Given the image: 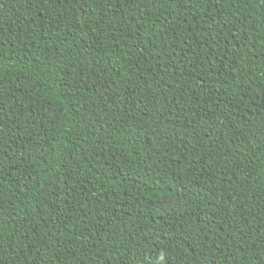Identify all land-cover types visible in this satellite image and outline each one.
I'll use <instances>...</instances> for the list:
<instances>
[{"label": "trees", "instance_id": "16d2710c", "mask_svg": "<svg viewBox=\"0 0 264 264\" xmlns=\"http://www.w3.org/2000/svg\"><path fill=\"white\" fill-rule=\"evenodd\" d=\"M0 264H264V0H0Z\"/></svg>", "mask_w": 264, "mask_h": 264}]
</instances>
